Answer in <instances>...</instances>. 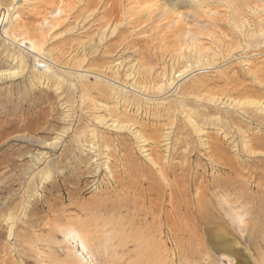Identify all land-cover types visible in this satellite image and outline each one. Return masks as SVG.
I'll return each mask as SVG.
<instances>
[{
	"label": "rangeland",
	"instance_id": "1",
	"mask_svg": "<svg viewBox=\"0 0 264 264\" xmlns=\"http://www.w3.org/2000/svg\"><path fill=\"white\" fill-rule=\"evenodd\" d=\"M73 1L0 0V264H264V0Z\"/></svg>",
	"mask_w": 264,
	"mask_h": 264
},
{
	"label": "bare ground",
	"instance_id": "2",
	"mask_svg": "<svg viewBox=\"0 0 264 264\" xmlns=\"http://www.w3.org/2000/svg\"><path fill=\"white\" fill-rule=\"evenodd\" d=\"M69 1H72V0H69ZM74 1H75V0H74ZM74 1H73V2H74ZM149 1H150V0H149ZM212 1H213V0H212ZM229 1H230V0H229ZM103 2H104V1H103ZM103 2H102V3H103ZM122 2H123V0H113L112 4L115 3V4H113V7H112V8L114 9L113 11H116V10L119 11L120 7H118V5H119V4H123ZM126 2H129V4H136V3H135L134 1H132V0H126ZM152 2H153V1H152ZM155 2H156V1H155ZM155 2H154V3H155ZM190 2H192V1H190ZM200 2H201V1L198 0V1H196L195 3H193V2H192V3H193V4H196V5L198 6V3H200ZM94 3H96V1H95ZM141 3H142V2H141ZM154 3H153V4H154ZM159 3H160V2H159ZM184 3H185V2H183V0H182V2H180V0H172V1H171L172 9H174V8H176V7H179L180 5L182 6V4H184ZM99 4H100V3H99ZM108 4H109V3H108ZM108 4H107V5H108ZM153 4H151V3H146V1H143V3L139 6V9H138V10H140V8H141V9L145 8V10H147L149 7H151V6H155V5H153ZM187 4H188V3H187ZM223 4H224V3H223ZM64 5H65V4H64ZM97 5H98V4H97ZM104 5H105V4H104ZM185 5H186V4H185ZM182 7H183V6H182ZM57 8H58V7H57ZM102 8H104V7H102ZM102 8H101V9H102ZM179 8H180V7H179ZM190 8H191V7H190ZM53 9H54V8H53ZM71 9H72V8H71ZM98 9H99V8H98ZM156 9H157V8H156ZM215 9H216V8H215ZM130 10H132V11H131L132 14H133V12L136 13V12L138 11V10H137V7H135V6H131V7H130ZM60 11H61V12H60L59 14L61 15L62 10H60ZM108 11L111 12V10H108V9H107V12H105V14H106V13L108 14V13H109ZM157 11H158V10H157ZM178 11H179V10H178ZM178 11H177V12H178ZM210 11H211V10H210ZM140 12H141V10H140ZM175 12H176V9H175ZM177 12H176V13H177ZM180 12H181V9H180ZM57 13H58V12H56V14H57ZM118 13H119V12H118ZM158 13H159V12H158ZM181 13H182V12H181ZM218 13H219V12H218ZM56 14H55V15H56ZM59 14H58V15H59ZM105 14H104V15H105ZM164 14H165V11H164V13H163L162 15H164ZM182 14H183V13H182ZM55 15H54V16H55ZM60 15H59V16H60ZM108 15H109V14H108ZM180 16H181V15L179 14V17H180ZM57 17H58V16H57ZM60 17H61V16H60ZM113 17H114V16H113ZM120 18H121V16H120ZM56 19H57V18H56ZM58 19H59V18H58ZM109 19H110V18H109ZM116 19H117V18H116ZM172 19H173V18H172ZM118 20H119V19H118ZM110 21H111V20H110ZM172 23H173V22H172ZM94 26H95V25H94ZM117 26H118V24L115 26V28H116ZM103 27H104V26H103ZM95 33H96V32H95ZM104 37H105V36H104ZM103 39H104V38H103ZM20 42H21V41H20ZM101 42H102V41H101ZM158 63H159V62H158ZM64 65H65V64H64ZM69 67H70V66H69ZM105 69H106V68H105ZM11 72H12V71H11ZM19 73H20V72H19ZM1 75H2V74H1ZM172 78H173V77H172ZM151 85H152V84H151ZM127 125H128V124H127ZM96 256H97V255H96ZM92 261H93V260H92Z\"/></svg>",
	"mask_w": 264,
	"mask_h": 264
}]
</instances>
